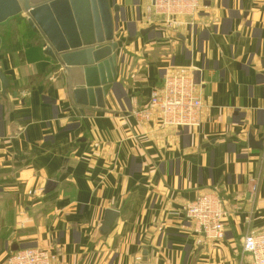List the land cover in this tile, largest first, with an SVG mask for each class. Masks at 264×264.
Returning <instances> with one entry per match:
<instances>
[{
  "label": "crops",
  "instance_id": "0c3cea01",
  "mask_svg": "<svg viewBox=\"0 0 264 264\" xmlns=\"http://www.w3.org/2000/svg\"><path fill=\"white\" fill-rule=\"evenodd\" d=\"M152 2L110 0L118 65L103 109L75 103L83 67L47 57L26 14L0 25V264L35 247L55 264H250L243 238L264 232V0H202L172 31L146 23ZM166 73L199 84L200 127L133 115ZM212 191L230 211L226 237L200 242L181 212ZM107 210L118 217L103 233Z\"/></svg>",
  "mask_w": 264,
  "mask_h": 264
},
{
  "label": "water",
  "instance_id": "95a60500",
  "mask_svg": "<svg viewBox=\"0 0 264 264\" xmlns=\"http://www.w3.org/2000/svg\"><path fill=\"white\" fill-rule=\"evenodd\" d=\"M113 12L118 14L120 9L112 7L110 0H0V25L26 14L29 26L46 41L47 57L67 67H83V81L73 90L75 103L82 108L103 109L117 77V20ZM155 29L149 27L141 34L145 36ZM1 44L0 37V49ZM9 88V79L0 69V92L4 97ZM249 145L261 149L263 141L255 142L251 135ZM53 186L49 182L45 193ZM117 217L116 211L107 210L101 231L107 233Z\"/></svg>",
  "mask_w": 264,
  "mask_h": 264
},
{
  "label": "built area",
  "instance_id": "2783aa9c",
  "mask_svg": "<svg viewBox=\"0 0 264 264\" xmlns=\"http://www.w3.org/2000/svg\"><path fill=\"white\" fill-rule=\"evenodd\" d=\"M202 0H153L147 7L146 23L152 24L153 17L161 20L168 30H175L201 12ZM204 103L199 84L195 78L184 73H166L163 86L151 94L150 104L142 110H134L136 118L151 120L158 112V121L163 127L197 128L201 126ZM253 196L258 191V182L250 180ZM195 226L203 240L200 242H221L226 237V222L230 211L217 192L197 194L182 212ZM249 221V219L247 220ZM243 253L250 257V264H264V232L247 233L243 238ZM57 255L39 247L25 248L10 253L5 264H55Z\"/></svg>",
  "mask_w": 264,
  "mask_h": 264
},
{
  "label": "trees",
  "instance_id": "16d2710c",
  "mask_svg": "<svg viewBox=\"0 0 264 264\" xmlns=\"http://www.w3.org/2000/svg\"><path fill=\"white\" fill-rule=\"evenodd\" d=\"M2 38V37H1ZM7 38V35L6 33L4 34V41H3V44L5 43H9L10 42V39H6Z\"/></svg>",
  "mask_w": 264,
  "mask_h": 264
}]
</instances>
